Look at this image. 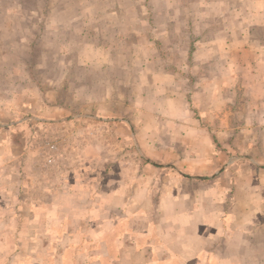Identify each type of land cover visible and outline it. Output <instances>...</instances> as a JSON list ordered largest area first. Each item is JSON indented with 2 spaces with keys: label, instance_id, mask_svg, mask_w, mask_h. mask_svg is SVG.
Returning a JSON list of instances; mask_svg holds the SVG:
<instances>
[{
  "label": "rangeland",
  "instance_id": "rangeland-1",
  "mask_svg": "<svg viewBox=\"0 0 264 264\" xmlns=\"http://www.w3.org/2000/svg\"><path fill=\"white\" fill-rule=\"evenodd\" d=\"M262 44L264 0H0V264H161L264 221Z\"/></svg>",
  "mask_w": 264,
  "mask_h": 264
},
{
  "label": "crops",
  "instance_id": "crops-1",
  "mask_svg": "<svg viewBox=\"0 0 264 264\" xmlns=\"http://www.w3.org/2000/svg\"><path fill=\"white\" fill-rule=\"evenodd\" d=\"M251 24L260 25L262 23L253 20L248 23L247 26H251ZM261 46L264 47V44ZM106 49L107 48H103L97 51L103 52L106 51ZM96 61L99 62V59ZM152 61H147V63L152 64ZM260 61L264 62L263 59ZM112 62L113 61L111 59L105 60L107 65ZM161 72V74L164 76L165 83L169 84L174 82L176 84V80L174 81L176 73L170 74L165 71ZM144 75L148 81H150L149 78L151 75L152 79H157V74L154 72L146 71ZM171 86L172 87L170 91H172V93H176L177 95L179 94V96L182 95L179 87H177V84H172ZM258 164L261 165L260 163ZM249 223L250 222L248 221L243 222V227ZM238 224L239 221L235 223V225H232L231 222L226 221L225 224H220L218 226V231L216 232L220 241L219 246H215V249H212L211 240L207 238L208 236H206V234L209 233V230H207L208 228L203 226L204 228L202 231L198 228L195 235L197 238L202 239L201 246L198 245L197 247H193L191 242L196 240L193 238H190L189 240V237H186L182 244L185 254L182 253L180 256L177 255L176 257L172 250L164 251V254L160 256L159 261L161 264L167 263L168 261L171 262V264H264V221L254 222L249 231H246L243 229V227L238 226ZM257 231H261V240L257 239L253 234ZM160 249L169 250L170 248L168 246V242H163ZM180 252L182 251L180 250Z\"/></svg>",
  "mask_w": 264,
  "mask_h": 264
}]
</instances>
